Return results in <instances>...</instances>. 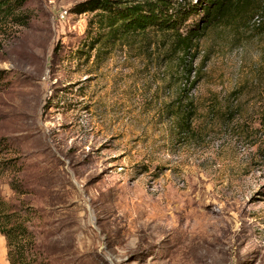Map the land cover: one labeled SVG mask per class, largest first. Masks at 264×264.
Returning a JSON list of instances; mask_svg holds the SVG:
<instances>
[{"label":"rangeland","instance_id":"rangeland-1","mask_svg":"<svg viewBox=\"0 0 264 264\" xmlns=\"http://www.w3.org/2000/svg\"><path fill=\"white\" fill-rule=\"evenodd\" d=\"M82 1L0 14V212L27 264H264V0L187 57L156 30L95 44Z\"/></svg>","mask_w":264,"mask_h":264},{"label":"trees","instance_id":"trees-1","mask_svg":"<svg viewBox=\"0 0 264 264\" xmlns=\"http://www.w3.org/2000/svg\"><path fill=\"white\" fill-rule=\"evenodd\" d=\"M26 0H0V14H13ZM240 0H84L75 5V12H92L96 19L97 40L116 41L132 33L156 30L170 42L174 51L189 55L207 29L221 23ZM199 7L204 17L196 25L188 24L189 17ZM94 46V45H93ZM4 202H1L0 206ZM0 232L6 237L11 264H27V242L32 235L19 212H0ZM14 246L15 250L11 247ZM29 249V248H28Z\"/></svg>","mask_w":264,"mask_h":264}]
</instances>
